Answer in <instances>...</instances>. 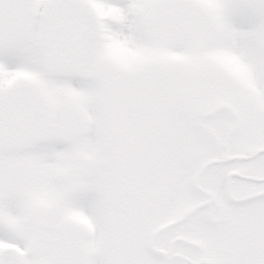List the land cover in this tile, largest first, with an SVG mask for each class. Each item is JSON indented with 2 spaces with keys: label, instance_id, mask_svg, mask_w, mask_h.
Returning <instances> with one entry per match:
<instances>
[{
  "label": "snow or ice",
  "instance_id": "6c2138e0",
  "mask_svg": "<svg viewBox=\"0 0 264 264\" xmlns=\"http://www.w3.org/2000/svg\"><path fill=\"white\" fill-rule=\"evenodd\" d=\"M0 264H264V0H0Z\"/></svg>",
  "mask_w": 264,
  "mask_h": 264
}]
</instances>
